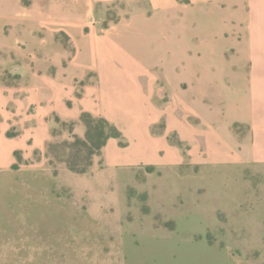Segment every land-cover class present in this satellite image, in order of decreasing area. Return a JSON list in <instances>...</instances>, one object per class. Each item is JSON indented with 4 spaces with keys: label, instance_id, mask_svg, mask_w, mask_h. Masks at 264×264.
Wrapping results in <instances>:
<instances>
[{
    "label": "rangeland",
    "instance_id": "374dc122",
    "mask_svg": "<svg viewBox=\"0 0 264 264\" xmlns=\"http://www.w3.org/2000/svg\"><path fill=\"white\" fill-rule=\"evenodd\" d=\"M89 1L95 14L30 31V54L7 47L0 22V264H264V169L236 166L198 116L225 115L229 7ZM34 34L56 66L39 67L24 123L22 90L44 57ZM84 110L120 136L76 173L85 155L68 144L85 136Z\"/></svg>",
    "mask_w": 264,
    "mask_h": 264
},
{
    "label": "crops",
    "instance_id": "0c3cea01",
    "mask_svg": "<svg viewBox=\"0 0 264 264\" xmlns=\"http://www.w3.org/2000/svg\"><path fill=\"white\" fill-rule=\"evenodd\" d=\"M158 1L161 4L170 0ZM210 1H213L215 5L223 1L226 8L230 9L225 21L232 24L226 36L233 60L226 63L224 67L225 115L223 121L208 108H206L207 112L199 113L198 116L203 121H209L211 129L225 136L228 152H231V161L236 166L254 164L257 168L264 169V0ZM0 4L6 7L14 4L18 6V10L13 14L7 10L0 13L3 30L5 26H9L7 47H11V50L18 55L30 54L26 52L27 50H23L20 44H23L32 31L35 34L38 32V25H44L45 22L55 23V13L81 12L91 16L95 12L93 9L86 8L96 6L95 2L89 0H30L27 2L25 0H0ZM35 34L33 36L35 49L32 53H38L44 57L43 59L35 58L38 70L31 74V79L24 84V90H22L25 94L21 102L24 123L25 121L31 123L30 109L36 106L26 99L37 93L36 88L41 85L43 74H39V67L41 66L43 72L46 73L51 71V67L56 66V62L54 65L46 64L55 60L52 57L55 51L44 39L38 43ZM54 34H50V37L55 36ZM30 85L35 89H30ZM199 142L202 146L205 145L204 138L199 139Z\"/></svg>",
    "mask_w": 264,
    "mask_h": 264
},
{
    "label": "trees",
    "instance_id": "16d2710c",
    "mask_svg": "<svg viewBox=\"0 0 264 264\" xmlns=\"http://www.w3.org/2000/svg\"><path fill=\"white\" fill-rule=\"evenodd\" d=\"M81 121L86 127L84 138L75 136V141L68 144L69 148L77 149V156L80 152H84L85 155L84 166L80 167L73 162L68 164V167L76 173H86L93 165L94 156L101 154L109 139L120 136L118 128L105 117L94 116L84 111L81 114Z\"/></svg>",
    "mask_w": 264,
    "mask_h": 264
}]
</instances>
